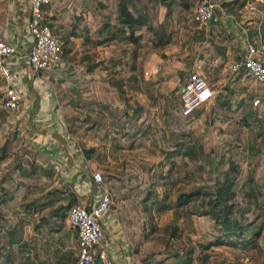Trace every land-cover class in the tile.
I'll use <instances>...</instances> for the list:
<instances>
[{
  "label": "crops",
  "instance_id": "obj_1",
  "mask_svg": "<svg viewBox=\"0 0 264 264\" xmlns=\"http://www.w3.org/2000/svg\"><path fill=\"white\" fill-rule=\"evenodd\" d=\"M198 1L125 0L134 23L131 40L119 24L116 0H54L42 14L68 51L50 71L32 73L18 58L31 45L30 3L0 0V40L18 55L6 64L20 96L21 120L14 124L25 140L0 141V264H76L74 231L66 221L55 226V192L71 206L91 208L103 190L92 175L102 177L105 164L135 159L143 176L148 167L142 162L157 160L148 153L152 137L171 141L169 156L189 161L185 207L199 211L189 219V238L204 249L202 264H264V86L229 71L251 40L264 43V5L251 2L256 11L250 13L249 0H225L224 15L188 27L181 17ZM170 18L173 27L166 24ZM190 73L204 80L212 97L189 117L191 139L185 141L172 134L185 118L169 100L178 95L180 101ZM6 85L0 77V96ZM157 130L168 132L163 137ZM199 176L206 177V187L197 184ZM108 191L111 206L99 220L95 255L102 252L114 264H142L140 242L149 221L141 213L150 199L140 198L139 187ZM217 194L219 204L236 205L227 219L208 214ZM225 224L241 231H225ZM202 225L206 233H198Z\"/></svg>",
  "mask_w": 264,
  "mask_h": 264
},
{
  "label": "rangeland",
  "instance_id": "obj_2",
  "mask_svg": "<svg viewBox=\"0 0 264 264\" xmlns=\"http://www.w3.org/2000/svg\"><path fill=\"white\" fill-rule=\"evenodd\" d=\"M116 1L117 5L121 1L125 3V0ZM191 13V11H189L188 14L183 13L181 17V20L185 24L188 23V27L191 25H195L191 22ZM39 14L41 20L43 22H46L48 18H46L45 15L43 16L42 9H40ZM172 19L173 18H170L167 20V22L165 21L168 26L171 25V27H173L174 24H172V22L174 19ZM51 34L54 36V38H56L60 45L67 44V42H64V39L60 38L59 36H56L52 32ZM64 49L65 52H63V56L67 54L66 48ZM121 68L122 67H119V72H121ZM109 74L111 77L114 76V74L110 72ZM244 77L249 81H252L248 77ZM252 83L255 82L252 81ZM256 86L261 85L256 84ZM2 97L3 96H0V101ZM171 100H169V103L171 102L170 105L172 106L171 109L177 110L178 107L181 106V102L179 101L178 95H176L174 98L172 97ZM2 120L4 121L3 125L8 130L4 129L5 132H3V127L0 126V141H25L22 136H17V125L14 123L7 122L6 115L1 109L0 104V124L2 123ZM183 120L184 126L182 124L181 126L177 127V129L172 130V134H175L176 137L182 135L185 141H190L188 140L190 138V130L188 128L190 122L189 117ZM185 126H187V128H184ZM179 128H182L183 130H179ZM167 132V130H162L161 133V131L157 130L155 135L162 134L164 137V133ZM151 136H153V133H151ZM151 140L152 141H147L149 142L148 153L150 157L156 158L157 160L153 162H142L148 167V171L143 176H141L143 173L138 174L139 171H137V165L139 164V160L136 161L135 159H129L126 162L115 161V163L108 165L104 163V169L106 171L102 173L101 176L103 177L104 175V177H106V180H103V178L101 177V184L98 187L102 188L103 190H106L107 193H109V189H114L115 187H139L140 198L143 199V201L145 202L150 199V204L148 205V207L150 208L146 209L145 211L142 210L141 213V217L148 218L149 221V225L144 226V238L140 242L142 264H179V260L183 261L185 260V257L187 259L189 252H194V254L192 255V260L194 263L192 264H202V260L204 258L199 257V255H204V249L202 248V246L198 245L199 247H201V249L198 250V243L189 238L191 235V228L193 232V227H191L189 219L191 218V216H195L193 215L194 213H197L199 211H197L195 208H191L189 205L185 207L186 202H189L190 188L192 185L189 176V161H183V159L180 160L179 158H176L174 156H169V153L172 150L171 141H154L153 137L151 138ZM114 142L118 143L119 145L124 143L123 141ZM160 148L161 150L159 151ZM114 168L119 169V172H114ZM149 170H152V172H149ZM155 171L156 175L149 177L150 173H153ZM196 180L197 184L206 187L205 176H199ZM196 180L193 181L192 179V182H196ZM233 180L234 179H232V181ZM232 181L231 186L233 187L234 183ZM235 181H237V179H235ZM133 195V193L130 194V196ZM60 196L61 197H59L58 193L55 192V205H60H58L57 207L59 208L56 207L57 209L55 210L57 212L59 211L60 213L54 216L55 226L58 227H62L65 221L67 222V211L72 204L70 200H68V202L66 201V199L64 200V202L61 201L64 197L63 195ZM179 197H183L185 200L181 202L179 200ZM158 199L162 203V206L160 205V208L157 209L156 207H153V205L158 201ZM230 205H232L233 207L236 206L233 203H230ZM199 214H197V216H200ZM174 227L178 229L176 233H172V229ZM198 233H206L205 226L202 225ZM199 239L200 241L202 240L201 238ZM247 244L248 247L254 246V244ZM195 249L198 250L196 254Z\"/></svg>",
  "mask_w": 264,
  "mask_h": 264
},
{
  "label": "built area",
  "instance_id": "obj_3",
  "mask_svg": "<svg viewBox=\"0 0 264 264\" xmlns=\"http://www.w3.org/2000/svg\"><path fill=\"white\" fill-rule=\"evenodd\" d=\"M225 0H199L195 5L191 19L198 25H205L214 20L216 13L224 15L222 4ZM260 1L264 5V0H249L245 5L247 12H255V7L251 2ZM30 3V17L26 26V32L30 37L31 45L24 55H17V51L12 46L0 40V77L7 84L3 97L0 101L1 109L8 115L11 123H18L21 120L19 109L20 96L15 89L13 77L10 74L6 60L17 57L23 60L25 66L32 73L50 71L61 59L62 51L60 43L51 34L47 24L41 18L39 11L41 8L51 7L54 0H28ZM264 29V25L262 26ZM17 55V56H16ZM264 43L258 37L251 40L245 47L243 57L229 67L232 76L242 74L256 84L264 86ZM212 97L211 91L207 88L204 80L195 73H190L183 85L180 96V115L183 118L190 117L195 109L206 104ZM65 139L75 148L74 141L68 134ZM92 179L100 186L101 177L93 174ZM110 196L106 190H101L100 196L91 208L82 205H73L67 211V223L74 231L77 239L76 264H93L95 258L100 264H114L104 253L95 255V250L102 238V230L99 220L110 210Z\"/></svg>",
  "mask_w": 264,
  "mask_h": 264
},
{
  "label": "trees",
  "instance_id": "obj_4",
  "mask_svg": "<svg viewBox=\"0 0 264 264\" xmlns=\"http://www.w3.org/2000/svg\"><path fill=\"white\" fill-rule=\"evenodd\" d=\"M117 14H118V18H119V24L124 25L127 27L128 30V38L129 39H133V32H132V26H133V22L131 21V16L127 11V7H126V3L124 2H119V4L117 5ZM45 24H47L46 22H44ZM48 26V24H47ZM49 27V26H48ZM50 29V27H49ZM68 51L67 49V45H61V51H62V55L63 52ZM217 196V198H215L214 200V205L212 206V208L209 211V215L211 218H213L214 220H218L220 218L222 219H227L228 217H230L232 215V208L233 206L227 203H221L219 204V198H221L220 194L215 195ZM180 198V197H179ZM188 198V197H187ZM183 200H185L183 198ZM224 228V227H223ZM178 229L176 227H174L172 229V233H176ZM241 231V227L239 226H230L229 224H225V231ZM190 252L188 253L189 256ZM187 256V259L185 258L183 264H190V257Z\"/></svg>",
  "mask_w": 264,
  "mask_h": 264
}]
</instances>
